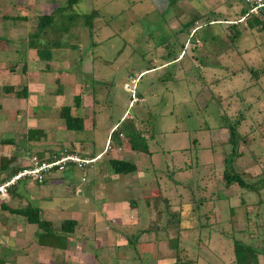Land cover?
Wrapping results in <instances>:
<instances>
[{
    "label": "rangeland",
    "instance_id": "rangeland-1",
    "mask_svg": "<svg viewBox=\"0 0 264 264\" xmlns=\"http://www.w3.org/2000/svg\"><path fill=\"white\" fill-rule=\"evenodd\" d=\"M65 4L66 0H0V104L6 110L16 108L2 99H18L14 91L22 87L28 93V71H37L45 75L43 87L35 88L31 98L21 103L19 117L45 113L54 120L62 106L83 112L93 122L94 132L70 134L87 142L85 152L100 151L113 124L117 123L110 138L120 126L132 125L144 138L140 143L147 144L151 163L122 154L130 146L124 131L117 134L125 148L121 147L119 157L135 165L127 176L129 185L134 184L127 204L108 197L103 198L105 204H112L108 216L87 208L84 215L75 214L80 223L71 233L60 232L66 237L64 244H70L68 251L32 263L175 264L178 256L183 264H235L232 242L238 240L261 251L256 264H264V187L255 193L235 185L217 189L223 158L230 152L225 121H238L240 116L244 118L237 127L241 156L234 161L235 169L248 182L264 181V30L258 23L263 17L240 21L245 10L240 0L171 4L168 0H78L62 12L55 11ZM90 12L95 13L89 31L83 16ZM49 14L54 17L51 26L32 37L38 17ZM15 16L25 20L8 18ZM30 40L36 49L28 47ZM50 42L60 47L49 46ZM53 47L54 58L41 62L37 55L45 58ZM4 87H12L13 93H5ZM39 96L47 99L41 103ZM85 100L87 105L82 106ZM247 132L250 136L244 142ZM15 141L13 133L0 134L3 145ZM70 142L57 152L66 149L88 157ZM92 166L83 170L85 179ZM67 179L68 188L79 182L73 176ZM124 195L120 193L122 199ZM153 200L162 209L157 214L150 205ZM70 211L61 216L64 221L71 220ZM169 214L178 222L168 225ZM59 222L51 227L58 230ZM147 227L157 231L138 233Z\"/></svg>",
    "mask_w": 264,
    "mask_h": 264
},
{
    "label": "crops",
    "instance_id": "crops-1",
    "mask_svg": "<svg viewBox=\"0 0 264 264\" xmlns=\"http://www.w3.org/2000/svg\"><path fill=\"white\" fill-rule=\"evenodd\" d=\"M31 48L34 49V47ZM53 49H55V47L49 50L45 58L37 55L40 61L49 62L52 60L55 55L54 52L52 53ZM61 69L64 70V68ZM153 69L155 68H151L150 71H153ZM28 72H30L28 75L30 78H28L29 80L27 82L28 93L26 99H15L12 101H10L9 98L2 99L3 101H7L16 106V108L11 109L13 111L10 109L6 110V107L0 104V134L13 133L15 138L18 139V141H15L16 144L9 143L3 145V143L0 142V181L2 182L8 179L12 174L23 168H28L32 157L40 160H50L57 156V150L66 147L68 144L67 140L71 141L70 143L72 144H70V146L72 148H76V150L78 149L84 156L90 157L98 154H101V156L93 163V166L88 169L89 178L85 179L83 177L84 174L80 175L75 169L66 171L68 169L66 168L61 172H50L46 174L41 184H37L32 180L24 178L7 189L6 196L0 197V261L2 264H33L32 262L34 259L41 261L48 258L52 253L60 256L59 254L66 253L70 246V244H64L67 242L65 241L66 237L60 233L59 229L52 228L54 234L46 236L42 230L36 227V225L29 224L25 217L18 214H12L9 211L31 207L38 212L37 216L41 221L55 227V222H63L64 219H62L61 216H65L68 209H70V219L77 225L80 221L77 220L76 216L74 217L75 214L84 215L85 209L87 208L89 212H103L108 216L112 204H105L103 198L113 197L111 199L113 200L115 198V202L127 204V197L130 196L129 193H131L130 191L132 187H134V184L129 185L130 180L127 176L130 173H114L110 168L108 169L106 167V162L109 159L119 161L124 160L122 159L123 157H119L121 156L119 151L121 147L123 148L124 146L115 136L110 138V134L112 133L111 130L117 125V123L109 127L103 148L100 149V151L94 152L93 149H91L89 152H85V144H87V142L83 141L80 137L74 139L70 134L72 131L65 129L64 123L59 118L58 114L54 120L47 115H44L45 113H41L36 117L33 114L26 115L25 113L21 114V117H19L18 108H20L21 103L23 104V102L25 103L26 100L31 98L30 92L32 93L35 88L37 90L39 88L41 89L43 87L41 81L45 79V75L40 74L37 71ZM46 99L47 98L44 96L37 97V101L41 103L45 102ZM82 103L83 101L80 105ZM86 103L87 101L84 102L82 106L87 105ZM61 106L62 105L59 104L54 107L59 108ZM21 110L23 109L21 108ZM33 110L34 108L30 111ZM50 110L51 109L49 108L47 111ZM70 114L72 117L81 118L82 131L88 132L87 130H90V132H94L93 122L90 123V121H87L86 115L83 112L72 110ZM123 116H125V113H123L118 122H120ZM125 118H127V116ZM93 120L94 115H92V121ZM45 136L46 141L43 139ZM73 140L76 142L74 141L73 143ZM106 145L110 147L109 150L106 149ZM123 149L125 150V148ZM126 151L122 154L130 153L129 155H132L131 159L133 161H138L137 157L139 156L144 157L146 161L148 160V162L151 163L150 154L132 151L130 149ZM115 155L118 158H115ZM131 159L127 160V162L134 165ZM67 176L78 178L79 182L84 183L82 184L84 186L80 188L78 182L76 186L70 185L71 187L68 188L69 182ZM123 192L125 194L124 199L120 196V193ZM73 194L77 196L78 199H83L82 202L77 199L74 200V196H72ZM84 221L89 222V218H83V222ZM39 241H42L41 245ZM60 242H62L63 245ZM54 243H57V246H54ZM93 249V254L91 253L92 256L96 255V248L94 246ZM117 252H119V255H122L121 251L117 250ZM28 255L32 256L30 261H28Z\"/></svg>",
    "mask_w": 264,
    "mask_h": 264
},
{
    "label": "trees",
    "instance_id": "trees-1",
    "mask_svg": "<svg viewBox=\"0 0 264 264\" xmlns=\"http://www.w3.org/2000/svg\"><path fill=\"white\" fill-rule=\"evenodd\" d=\"M78 0H66V4L64 7H58L55 9V11H64L73 5L77 3ZM174 0H168L169 4H171ZM245 12L241 11L240 15H243ZM95 12H90L88 15H84V23L88 27V30L90 31V21L93 17ZM10 20H20L23 19L25 20L24 17H8ZM53 15H40L37 19V26H36V32L32 35V37H36L38 33L42 32L43 30H46L49 28L53 22ZM258 21V20H257ZM255 22V21H254ZM260 26V30H264V17L261 21L258 22ZM250 23H248V26ZM252 26V25H251ZM49 46H56V48L60 47L59 43L56 42H50ZM28 47H34L35 44L32 43V41H28ZM35 49L37 47H34ZM176 58L172 59L171 61H174ZM168 61V62H171ZM151 68L147 69L150 70ZM14 89L12 87H4V92L9 94L13 93ZM14 95L18 99H25L27 96L26 93V88L22 87L19 89V91H14ZM74 101V106L77 108L79 106V97L75 96L73 97ZM70 107L69 106H62L59 109L58 116L59 118L63 121L64 127L68 131L72 132H81L82 131V120L79 117H72L70 114ZM243 120V117H239V120ZM238 120V121H239ZM238 121L234 122H229L228 120L225 121V127L228 132V138H227V143L230 146V152L227 153L224 158H223V166H222V171H221V176H220V182L217 184V189L218 192H220L223 189H226L232 185L237 186L239 189H243L248 192H257L262 187H264V181L257 180L256 182H248L245 178V174L243 172H239L235 169L234 166V161L237 159L239 156H241V152L238 150V143L240 139V135L238 132ZM129 125V124H128ZM133 126L130 125L128 127L120 126V129H118L113 136L116 137L117 134H120L121 132L124 131V134L127 138V142L130 146V150L132 151H137L145 154H151L150 151L148 150L147 144L146 143H140V141H144V138L140 135V132L136 131L135 129L132 128ZM128 128V129H127ZM248 135L250 136V133L247 132L246 136L242 138V140L245 142L248 138ZM249 139V138H248ZM169 152V151H168ZM107 164L110 167V170L114 173H119V174H127V173H132L135 170L134 165L122 161V160H108ZM163 202L165 203L166 206V201L163 199ZM149 203L147 202V205ZM153 209H156V214L157 211L158 213L161 212L162 209H160L159 201L153 200V202L150 204ZM149 205V206H150ZM167 207V206H166ZM12 214H18L26 218V221L29 224H34L36 227L44 232V235L49 236L53 235L54 232L52 230V227L46 223L41 221L38 218V212L31 208V207H26L23 209H18V210H12L9 211ZM169 218L167 219L166 223L168 225H172L176 217L174 215L169 214ZM173 217V220H172ZM178 222V220H176ZM75 226V222L73 220H65L61 223L59 227V231L63 233H71L73 231V227ZM190 229V228H189ZM160 230L164 231L166 228H160ZM154 231H157V229L154 228H145L141 229L138 231V233H153ZM167 231V230H166ZM135 242H129L127 241V244H134ZM233 255H234V262L235 264H256V255L257 253H262L261 251H258L256 249L251 248L249 245H246L244 243H241L238 240H233ZM177 247L175 242H173V248ZM178 254V253H177ZM0 264L2 262L0 261ZM175 264H183L182 260L178 259V256H175Z\"/></svg>",
    "mask_w": 264,
    "mask_h": 264
},
{
    "label": "built area",
    "instance_id": "built-area-1",
    "mask_svg": "<svg viewBox=\"0 0 264 264\" xmlns=\"http://www.w3.org/2000/svg\"><path fill=\"white\" fill-rule=\"evenodd\" d=\"M240 1L245 7V12L240 17V21H244L246 18H250L252 16L264 17V0ZM111 131L113 132L114 130ZM106 147L109 149V146L106 145ZM99 158V154L92 157H80L76 152H68L66 149L59 151L57 156L51 158L50 160H40L32 157L28 168H23L12 174L8 179L2 182L0 181V197L6 196L7 189L21 179L26 178L37 184H41L46 174L50 172L64 171L68 166L81 170L83 174V170Z\"/></svg>",
    "mask_w": 264,
    "mask_h": 264
}]
</instances>
